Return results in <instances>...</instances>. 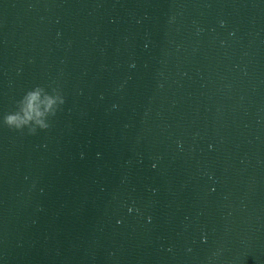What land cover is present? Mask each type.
<instances>
[{"label":"water","instance_id":"obj_1","mask_svg":"<svg viewBox=\"0 0 264 264\" xmlns=\"http://www.w3.org/2000/svg\"><path fill=\"white\" fill-rule=\"evenodd\" d=\"M0 264H264V0H0Z\"/></svg>","mask_w":264,"mask_h":264},{"label":"clouds","instance_id":"obj_2","mask_svg":"<svg viewBox=\"0 0 264 264\" xmlns=\"http://www.w3.org/2000/svg\"><path fill=\"white\" fill-rule=\"evenodd\" d=\"M58 100H61V98L56 95L43 93L42 88L36 87L28 91L21 99L19 111L4 116V123L17 128L28 124L29 121L46 126L43 119L44 114L52 111Z\"/></svg>","mask_w":264,"mask_h":264}]
</instances>
